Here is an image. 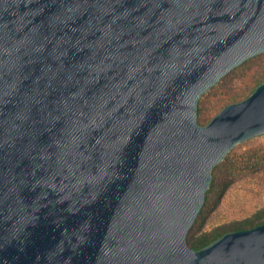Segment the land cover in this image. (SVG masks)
Masks as SVG:
<instances>
[{"label":"water","instance_id":"1","mask_svg":"<svg viewBox=\"0 0 264 264\" xmlns=\"http://www.w3.org/2000/svg\"><path fill=\"white\" fill-rule=\"evenodd\" d=\"M264 0H0V264H264V222L191 247L212 169L264 134Z\"/></svg>","mask_w":264,"mask_h":264},{"label":"rangeland","instance_id":"2","mask_svg":"<svg viewBox=\"0 0 264 264\" xmlns=\"http://www.w3.org/2000/svg\"><path fill=\"white\" fill-rule=\"evenodd\" d=\"M263 60L264 53L248 59L242 67H236L228 73L223 83L229 86L226 90L231 92L225 93L240 94L235 91L249 85V73L256 71ZM204 98L208 100L207 103L220 101V97L211 92ZM228 153L231 160L227 166L218 170L219 184L215 192L207 193L202 207V217L195 223L199 231L242 218L264 206V134L236 144ZM248 157L251 158L250 163H241V160ZM255 160L261 161L257 170L244 168L250 167ZM210 204L213 206L210 207Z\"/></svg>","mask_w":264,"mask_h":264},{"label":"trees","instance_id":"3","mask_svg":"<svg viewBox=\"0 0 264 264\" xmlns=\"http://www.w3.org/2000/svg\"><path fill=\"white\" fill-rule=\"evenodd\" d=\"M247 61H245L242 65H244ZM242 65L238 66L237 68L242 67ZM224 78L225 76L216 85H214L205 94H203L202 97L200 98L198 103V121L200 124H206L226 104L237 102L247 97L256 88V86L264 80V60L263 63L260 64L259 68L256 69V71L249 73L248 76L249 85L243 87L240 91L238 90L235 91L238 93L240 92V94L225 93L231 91L226 90L227 88H229V86L223 83ZM210 92L215 95H218L220 97L221 102L219 100H216L218 103H212V102L207 103L208 100L204 98V96ZM228 154L225 156L222 162L215 165L214 168L212 169L213 180L210 189L207 191V193L210 191L215 192V188L216 186H218L220 179L218 170L221 167L227 166V164L231 160ZM250 159H251L250 157H248L247 159H243L241 160V163L248 164L251 162ZM260 163L261 161L255 160L253 163H251L250 167L245 166L244 168H250V170H257L259 168L258 166L260 165ZM211 206L213 205L210 204V207ZM201 217H202V213L200 211L197 219ZM263 222H264V206L252 211L250 214L242 218L234 219L226 223H221L213 226L212 228L205 229L202 231H199L198 227L194 225L195 227L188 236L187 242L191 247L199 249L226 232L255 227Z\"/></svg>","mask_w":264,"mask_h":264}]
</instances>
